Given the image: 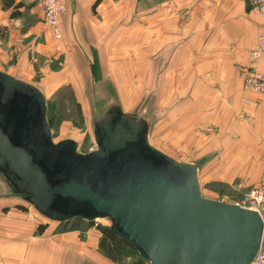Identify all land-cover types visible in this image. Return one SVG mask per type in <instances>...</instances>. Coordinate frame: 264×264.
Returning <instances> with one entry per match:
<instances>
[{
  "label": "crops",
  "instance_id": "1",
  "mask_svg": "<svg viewBox=\"0 0 264 264\" xmlns=\"http://www.w3.org/2000/svg\"><path fill=\"white\" fill-rule=\"evenodd\" d=\"M16 3L20 14L12 18L13 9L2 8L0 27L54 59L61 56L58 79L69 76L65 83L78 92L109 78L118 92L171 96L182 111L179 120H200L203 136L194 141L205 153L214 149L212 161L197 163L199 183L214 170L234 188L249 191L257 185L264 163V97L245 90L243 78L251 67L264 70L261 60H249L264 34V16L246 0H69L60 39L44 24L36 0ZM0 187L8 193H0V264L101 259L97 233L57 232V222L15 196L1 173Z\"/></svg>",
  "mask_w": 264,
  "mask_h": 264
},
{
  "label": "water",
  "instance_id": "2",
  "mask_svg": "<svg viewBox=\"0 0 264 264\" xmlns=\"http://www.w3.org/2000/svg\"><path fill=\"white\" fill-rule=\"evenodd\" d=\"M95 148L53 141L42 90L0 70V173L54 222L107 219L148 264H250L263 220L202 196L198 164L149 141V123L117 105L94 120Z\"/></svg>",
  "mask_w": 264,
  "mask_h": 264
},
{
  "label": "rangeland",
  "instance_id": "3",
  "mask_svg": "<svg viewBox=\"0 0 264 264\" xmlns=\"http://www.w3.org/2000/svg\"><path fill=\"white\" fill-rule=\"evenodd\" d=\"M1 4L0 0V12L3 10ZM3 29L4 34L2 35L1 30ZM39 38L38 36V41L45 43L44 38ZM28 43L25 38L14 39L6 33V27H0V70L12 75H14L13 72L24 75L25 78L16 77L30 82L42 90L46 97L47 120L54 142L73 138L78 143L77 150L79 152L92 151L95 148L92 135L94 120L100 117L109 106L117 105L123 111L136 114L148 121L150 143L177 161L194 162L204 166L214 159V149L205 153L203 149L205 147H200L198 140L194 141L193 139L203 136L200 120H190L191 124L189 120H179L178 118L182 117V111L180 108H176V103L171 100V96L158 93L152 97L153 94L149 92L139 94H133L132 91L118 92L119 87L109 78L103 82L91 81L85 84L84 92H78L75 90L76 86L65 83L69 76L65 75L58 79L59 75H55L62 72L61 56L54 59L51 54L37 50ZM35 46L37 47V45ZM84 63L91 64L90 61ZM92 63L96 62L93 60ZM92 69V73L96 77L97 70ZM89 78L91 79L89 76L86 77L88 80ZM160 95L161 97H159ZM168 104H172V107L168 108ZM220 174L222 175L223 172L216 173L212 170L207 173V177H203L204 181L199 183L202 196L235 205V202L250 191L234 188L225 180L220 181ZM246 175L249 176L250 173ZM0 190L3 191H0L3 195L8 194L4 187H0ZM49 221L52 222L51 224L54 222ZM85 222L79 224L81 229L73 231L77 230L83 233L90 230L97 233L96 235L100 239L102 236L100 228H109L110 226V221L107 219L99 218L90 221V227H86ZM97 251L101 258L99 261L86 263V260L81 259V264H148L136 251L130 249L121 252L117 262L108 258L100 249Z\"/></svg>",
  "mask_w": 264,
  "mask_h": 264
},
{
  "label": "built area",
  "instance_id": "4",
  "mask_svg": "<svg viewBox=\"0 0 264 264\" xmlns=\"http://www.w3.org/2000/svg\"><path fill=\"white\" fill-rule=\"evenodd\" d=\"M260 15L264 16V0H246ZM42 10L43 22L55 38H61V16L64 14L68 0H36ZM249 60H261L264 64V34L257 38L256 45L249 53ZM245 90L260 94L264 97V70L258 72L253 67L247 69L243 78ZM236 206L256 211L263 220V236L261 247L250 264H264V163L257 185L237 202Z\"/></svg>",
  "mask_w": 264,
  "mask_h": 264
},
{
  "label": "trees",
  "instance_id": "5",
  "mask_svg": "<svg viewBox=\"0 0 264 264\" xmlns=\"http://www.w3.org/2000/svg\"><path fill=\"white\" fill-rule=\"evenodd\" d=\"M1 2L3 9H9V8L13 9L10 14V17L14 18L20 14L17 10V7L21 5L20 3L15 4V0H1ZM18 207L22 209V206H18ZM84 222L85 221L80 218H73L66 222H57V230L66 231V230H75L78 228L81 229L82 227H79V224ZM85 223H86L85 224L86 227L91 226V222L87 221ZM41 229L42 226H40V230ZM100 231L102 233V236L99 239L98 247L108 258H112L117 262L121 252L127 249L135 251L134 248L128 242L117 237L113 232H111L109 228H100Z\"/></svg>",
  "mask_w": 264,
  "mask_h": 264
}]
</instances>
